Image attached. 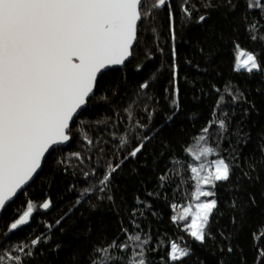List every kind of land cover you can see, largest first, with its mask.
I'll return each instance as SVG.
<instances>
[{
    "label": "trees",
    "instance_id": "16d2710c",
    "mask_svg": "<svg viewBox=\"0 0 264 264\" xmlns=\"http://www.w3.org/2000/svg\"><path fill=\"white\" fill-rule=\"evenodd\" d=\"M140 27L131 59L99 77L71 125L69 144L51 151L34 181L3 211L0 253L20 255L22 264H92L95 249L115 240L131 245L109 249L123 258L118 264H127L138 243L129 237L139 234L150 237L143 246L149 264H264V70L235 69L236 45L264 61V18L246 0H168ZM145 136L142 151L129 156ZM203 147L213 151L195 160ZM220 158L232 171L229 180L217 182L210 234L200 243L171 217L192 202L190 168ZM109 165L120 166L104 186ZM86 189L92 190L82 196ZM46 199L49 209L37 207L27 225L5 235L28 200L39 206ZM37 236L40 243L31 246ZM171 242L190 254L170 261ZM20 245L32 255L17 252Z\"/></svg>",
    "mask_w": 264,
    "mask_h": 264
},
{
    "label": "snow or ice",
    "instance_id": "6c2138e0",
    "mask_svg": "<svg viewBox=\"0 0 264 264\" xmlns=\"http://www.w3.org/2000/svg\"><path fill=\"white\" fill-rule=\"evenodd\" d=\"M168 0H0V213L14 202L18 193L33 180L46 154L72 139L70 125L76 122L79 113L87 108V102L94 94L98 78L112 66L124 65L133 55L134 46L139 43L140 25ZM249 10L260 11L264 18V0H246ZM190 15L187 8H183ZM171 18V7L169 5ZM205 16H200L203 22ZM255 28V22L252 24ZM175 40V31L172 29ZM257 40L256 35L251 36ZM264 41V37H260ZM175 57V49H173ZM264 61L258 60L254 51H246L236 45L235 69L248 73L264 70ZM175 79V66H174ZM148 82L140 87L147 88ZM175 103V102H174ZM178 106V105H177ZM171 119V117H169ZM215 123V121L213 122ZM219 126L225 128L220 120ZM209 131V126L202 129ZM143 140L129 153L136 157L144 147ZM205 139L204 136L200 137ZM91 143V141H89ZM127 139L122 137L123 146ZM213 151L203 147L193 153L195 160ZM79 158L80 153H72ZM120 165L112 167L100 180L106 186L113 172ZM195 180L192 202L171 217L172 221L184 222V229L200 243L208 233L210 217L217 208L214 189L217 182L227 181L231 165L225 159H215L210 164L201 163L190 168ZM95 169H93V173ZM88 173H85L87 176ZM161 180L166 179L161 176ZM206 186H208L206 188ZM92 189H86L84 196ZM103 190V189H101ZM204 198V199H202ZM111 199V197H109ZM80 201H77L79 203ZM51 200L46 199L37 206L26 202V210L17 213L10 223L8 233L18 230L30 222L37 207L47 210ZM235 206V205H234ZM173 209L177 205H172ZM60 223L59 220L56 221ZM125 232L127 230H124ZM260 236H264L261 233ZM256 236V239H260ZM129 240L138 242L137 249L127 264H149L145 258L144 245L150 237L139 234ZM41 241L37 236L31 246ZM28 245L16 247V251L31 256ZM131 245L118 244L113 240L107 247L95 249L97 257L92 264H118L121 257H112L109 249L128 250ZM231 251V248L228 249ZM191 249L176 242L169 245L168 259L181 261ZM22 264L20 255L11 252L0 253V264L5 260ZM264 260V250L259 251Z\"/></svg>",
    "mask_w": 264,
    "mask_h": 264
},
{
    "label": "water",
    "instance_id": "95a60500",
    "mask_svg": "<svg viewBox=\"0 0 264 264\" xmlns=\"http://www.w3.org/2000/svg\"><path fill=\"white\" fill-rule=\"evenodd\" d=\"M130 59H131V58H130ZM130 59H129V60H130ZM127 62H128V61H127ZM127 62H126V63H127ZM126 63H125V64H126ZM125 64H124V65H125ZM124 65L112 66V67H110L108 70H110V69H118V68L123 67ZM108 70H107V71H108ZM98 79H99V78H98ZM95 89H96V88H95ZM94 93H95V90H94ZM93 95H94V94H93ZM93 95H92V96H93ZM79 114H80V113H79ZM79 114H78V116H79ZM78 116H77V117H78ZM77 117H76V118H77ZM76 118H75V119H76ZM71 125H72V124H71ZM71 125H70V127H71ZM68 144H69V142H67V143H65V144H63V145H59V146H67ZM59 146H57V147H59ZM57 147H56V148H57ZM50 153H51V152H50ZM50 153L46 154V158H47V156H48ZM44 161H45V160H44ZM44 161L42 162V165H43ZM40 171H41V169L38 170V173L34 175L33 180L30 181L29 184L26 185V186H25V187H24V188L18 193V196H19V195H20V194H21V193H22V192H23V191H24V190H25V189H26V188H27V187L33 182V181H34V179H35L36 176L40 173ZM18 196H17V197H18ZM17 197L14 198V201L17 199ZM11 203H12V202H11ZM11 203H10V204H11ZM7 206H8V205H7ZM7 206H6V207H7ZM2 213H3V212H2ZM2 213H0V218H1V216H2Z\"/></svg>",
    "mask_w": 264,
    "mask_h": 264
},
{
    "label": "rangeland",
    "instance_id": "374dc122",
    "mask_svg": "<svg viewBox=\"0 0 264 264\" xmlns=\"http://www.w3.org/2000/svg\"><path fill=\"white\" fill-rule=\"evenodd\" d=\"M178 245H180L181 247H184V246H182L179 242H176Z\"/></svg>",
    "mask_w": 264,
    "mask_h": 264
}]
</instances>
